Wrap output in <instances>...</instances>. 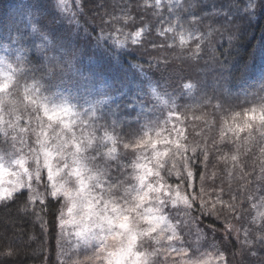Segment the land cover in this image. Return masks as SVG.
<instances>
[{
	"label": "snow or ice",
	"instance_id": "obj_1",
	"mask_svg": "<svg viewBox=\"0 0 264 264\" xmlns=\"http://www.w3.org/2000/svg\"><path fill=\"white\" fill-rule=\"evenodd\" d=\"M73 2L75 11L69 9L67 0H27L6 26L0 24V48L12 53L0 56V202L16 203L27 193L26 210L36 203L41 204V212L53 201L60 204L55 222L60 229L56 237L60 256L67 255L63 244L65 229L71 224L77 229L78 241L91 251L89 260L94 264H160L161 257L167 264L171 253L179 255L177 264H213L210 259L184 260L188 249L175 245L184 244L178 229L185 221L177 218L173 224L168 215L170 205L182 202L186 210H194L197 201L203 214V188L199 195L192 192L183 196L180 189L193 188L198 175L203 183L204 173L198 170L206 168L207 148L182 143L175 123L172 131L177 138L172 139L171 133L164 135L169 123L179 120L180 105L173 100L167 114L158 113L156 101L169 103L161 96L159 78L153 81L141 79L135 72L129 75L133 65L117 51L127 47L129 39L139 47L146 29L124 34L122 28L114 27L107 36L101 29L94 44L88 33L81 40L77 16L83 15L82 5L79 0ZM206 6V0L204 5L200 0H167V4L154 0V9L169 13L167 17L159 13L161 25L168 26L158 29V35L167 38L172 34L173 43L153 42V47H175L178 41L180 49L191 50L197 62L205 48L210 49L209 63L217 74V84L224 81L226 85L231 79L227 63L230 49L216 54L212 38L215 33L223 36V32L212 23L204 27L203 21L208 15L222 16L224 27L241 11L250 17L264 9V0H245L243 4L240 0H215L212 13L203 11ZM224 8L227 12L221 11ZM121 13L109 20L102 17V23L124 27L132 23L130 0L121 7ZM108 40L113 43L108 44ZM254 52L264 61V43ZM160 63L158 60L157 67ZM248 68L247 63L241 67V76ZM196 87L188 78L180 85L189 91ZM241 94V103L251 106L234 112L231 122L224 121L222 143L238 144L241 133H245V141L254 142V133L264 141V77L255 92L243 90ZM202 99L205 106L211 102L207 96ZM212 99L220 98L214 94ZM213 107L223 109L224 103ZM229 134L233 139H228ZM219 159L226 164L230 160L233 168L241 166L237 154ZM172 178L177 179L176 185L168 183ZM256 180L264 184V167ZM222 194L221 189L216 195L223 207ZM249 199L260 202L254 207H264V197ZM227 207L235 215L242 204ZM214 208L208 210L209 215ZM32 213L43 223L35 208ZM258 217L264 226V212ZM225 232L230 236L232 228L226 226ZM200 235L198 232L197 237ZM248 235L246 230L243 245L249 251L257 244L264 246V231L251 240ZM189 248L193 254L198 251L192 245ZM15 254L6 250L0 258ZM218 256L217 264H226L223 254Z\"/></svg>",
	"mask_w": 264,
	"mask_h": 264
},
{
	"label": "trees",
	"instance_id": "obj_2",
	"mask_svg": "<svg viewBox=\"0 0 264 264\" xmlns=\"http://www.w3.org/2000/svg\"><path fill=\"white\" fill-rule=\"evenodd\" d=\"M26 2L27 0H0V24L6 26L18 15L19 9ZM79 2L83 10V15L77 16L81 40H84L85 34L88 33L94 44L101 29L104 30L105 36L113 32L114 27L122 28L124 34L134 33L140 28L146 29L139 47L132 45L129 39L127 47L117 49L127 64L133 65L129 75L135 72L141 75V79L155 81L159 78L162 85L161 96L169 103L156 101L158 113L167 114L173 100L180 105L179 120L169 123L168 131L164 132L165 136L171 133L172 139L177 138L176 133L172 131V124L175 123L176 129L180 130L179 138L182 143L186 142L189 147L206 146L207 148L209 159L206 168L198 170L204 173L203 183L198 175L194 180L193 188L181 187L180 189L199 195L200 189L203 188V199L206 203L203 214L199 201L193 206L194 210H186L182 202L170 205L171 210L168 213L173 224L176 223L177 218L185 221L178 232L184 241L181 247L188 249L187 256L191 259L212 260L214 257L218 260V254H223L226 264H264V251H259L264 246L257 244L249 251L248 246L243 245L246 230L249 233L247 237L249 240L264 231V226L258 217L259 212H264V207H254L253 205H259L260 202L249 199L255 196L264 197V184H258L256 180L261 168L264 167V154L261 153V149H264V141H261L256 133L253 134L254 142L245 141V133H241L238 144L222 143L220 137L224 121L231 122L234 112L241 111L242 107L251 106L241 103L244 99L242 91L255 92L264 77V61H261L254 52V49L258 50L264 43V9L256 10L250 17L241 11L239 17L234 19L230 17L232 23L224 27H222L224 25L222 16L208 15L203 21L204 27L212 23L214 28H220L223 32V36L215 33L212 38L216 54L219 55L225 49H230L227 63L231 79L225 85L224 81L217 84V74L213 72V66L209 63L212 55L210 49L205 48L197 62L191 50L180 49L178 41L175 47H153V42L155 45L165 43L172 45L173 43L172 34H169L167 38H161L158 35V29L168 26L161 25L159 13H162L164 17H167L169 13L166 10L154 9L152 7L154 0H130L131 16L134 17V21L126 27L115 22L112 25H105L102 23V17L103 20H109L120 16L121 7L129 3V0H79ZM214 2L215 0H206L207 6L203 11L212 13L214 9L211 5ZM240 2L243 4L245 0ZM67 3L71 11L76 10L73 0H67ZM145 3L149 5L147 8L143 7ZM163 3L167 4L164 1ZM200 3L204 5L205 0H200ZM221 11L227 12V8ZM105 12L110 15L104 16ZM198 14L203 13L198 12ZM112 43V40H108V44ZM194 47L195 45L190 46V48ZM89 50H92L91 47ZM125 53H132V55H124ZM158 60L161 61L159 67H157ZM245 63L249 65V68L247 73L241 76L240 69ZM137 65L139 67H136ZM140 68H143V73H140ZM185 78L197 84V87L190 91L181 89L180 85L185 82ZM225 87L227 94H225ZM164 92H167V96H164ZM214 94L220 99H212ZM232 94L236 95L231 99L227 98ZM205 96L211 101L207 103V106H205L206 101L202 99ZM153 100L155 101V98ZM220 102L224 103L223 109L213 107ZM228 139H233L231 134ZM238 147L239 151H237ZM226 154L229 157L237 154L239 165L246 166L233 168L230 160L226 164L219 159ZM128 159H131L130 152ZM168 183L176 185L178 181L172 178ZM257 187L262 190L257 192ZM221 189L223 194L220 196V201L223 202V207L217 201L216 195ZM39 192H44L43 187L39 188ZM26 196L27 193L19 197L16 203L0 204V253L6 250H13L16 253L10 258H0V264H61V261L65 260L67 264H94L83 257L84 246L75 236L76 229L71 224L65 229L66 241L63 244V250L67 255L60 256L61 249L57 247L56 239L60 229L55 223L60 204L53 201L41 212V204L36 203L28 205L26 210L24 206ZM233 203L238 206L242 204V208H238L235 215L227 207ZM213 205H215L214 212L209 215L208 210L212 209ZM33 208L42 217L43 223L37 215L32 213ZM226 226L232 228L230 236L225 232ZM198 232L201 234L199 238ZM189 245L198 248V251L193 254ZM251 252L257 254L253 256ZM179 260L178 254H171L167 264H177ZM160 264H164V257H161Z\"/></svg>",
	"mask_w": 264,
	"mask_h": 264
},
{
	"label": "rangeland",
	"instance_id": "obj_3",
	"mask_svg": "<svg viewBox=\"0 0 264 264\" xmlns=\"http://www.w3.org/2000/svg\"><path fill=\"white\" fill-rule=\"evenodd\" d=\"M164 2H167V0H163ZM19 11H20V9H19ZM18 11V12H19ZM17 16V15H16ZM120 39H124V36L123 35H121L120 36ZM11 53H7V52H5L4 50H3V48H0V56H4V55H10ZM25 119H27V117L25 116ZM181 191V195L183 196V195H187V194H189L191 191H185V190H180ZM1 203H4V202H0V204ZM67 218V217H66ZM171 223H172V221H171ZM76 229V228H75ZM76 231H77V229H76ZM81 244H82V246H84V248H83V250H82V255H83V257L84 258H86V259H89V257L92 255V253H91V251L90 250H87L86 249V246L85 245H83V243L82 242H80ZM166 241H162V244L163 245H165L166 246ZM176 247H181V245H179V244H177V245H175ZM171 254H174V255H176L177 253H171ZM189 259H191V258H189L187 255L184 257V260H189ZM191 260H195V259H191ZM217 259H215L214 257H213V259H212V262H213V264H217Z\"/></svg>",
	"mask_w": 264,
	"mask_h": 264
}]
</instances>
